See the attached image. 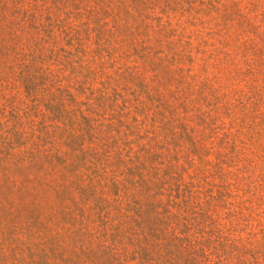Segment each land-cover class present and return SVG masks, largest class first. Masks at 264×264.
I'll return each mask as SVG.
<instances>
[{"label":"rangeland","instance_id":"obj_1","mask_svg":"<svg viewBox=\"0 0 264 264\" xmlns=\"http://www.w3.org/2000/svg\"><path fill=\"white\" fill-rule=\"evenodd\" d=\"M0 264H264V0H0Z\"/></svg>","mask_w":264,"mask_h":264}]
</instances>
